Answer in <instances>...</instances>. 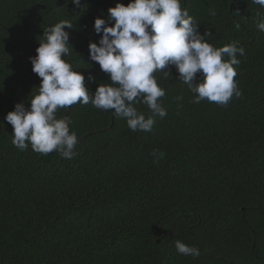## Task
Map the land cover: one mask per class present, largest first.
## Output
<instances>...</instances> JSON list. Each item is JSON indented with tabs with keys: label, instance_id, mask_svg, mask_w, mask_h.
Returning a JSON list of instances; mask_svg holds the SVG:
<instances>
[{
	"label": "trees",
	"instance_id": "trees-1",
	"mask_svg": "<svg viewBox=\"0 0 264 264\" xmlns=\"http://www.w3.org/2000/svg\"><path fill=\"white\" fill-rule=\"evenodd\" d=\"M118 2L130 0H81L80 8L70 0H0V264H264V32L257 29L264 7L252 0H181L214 47L238 41L245 49L234 66L242 95L226 106L193 103L169 65L167 74L154 73L167 115L155 116L152 131L134 132L114 110L76 103L56 113L72 118V159L13 145L5 116L38 94L42 78L29 57L44 30L72 22L65 59L91 95L110 83L89 58V42L100 39L94 21ZM153 150L164 154L158 162ZM177 240L201 255L179 254Z\"/></svg>",
	"mask_w": 264,
	"mask_h": 264
},
{
	"label": "clouds",
	"instance_id": "clouds-1",
	"mask_svg": "<svg viewBox=\"0 0 264 264\" xmlns=\"http://www.w3.org/2000/svg\"><path fill=\"white\" fill-rule=\"evenodd\" d=\"M70 2L82 7L81 0ZM252 3L264 7V0ZM257 15L260 17L257 29L264 32V16ZM198 26L189 11L182 8L181 0H130L127 6L118 2L108 9L106 18L97 17L94 21V31L100 39L89 42V58L109 74L110 83H100L91 95L85 86V76L73 70L65 59L71 56L70 33L65 28L72 29V22L61 20L44 30L37 55L29 57L33 72L42 78L38 94L30 99V106L17 103L5 116L14 129L13 145L23 151L30 143L36 153L47 155L55 151L72 159L78 143L76 132L70 131L72 118L58 119L56 113L76 103L114 110L115 117L125 118L134 132L152 131L155 116L167 115L160 101L165 89L154 73L165 72L169 65L175 66L179 79L195 94L193 103L207 99L226 106L234 95L240 97L234 66L241 63L237 54L245 55V49L238 46V41L214 47L208 42L209 33L201 34ZM235 27L239 30L240 24L237 22ZM88 79L95 77L89 75ZM141 103L151 113L147 118L136 107ZM163 155L157 150L152 152L156 162ZM175 247L185 256L201 255L198 247L180 240Z\"/></svg>",
	"mask_w": 264,
	"mask_h": 264
},
{
	"label": "water",
	"instance_id": "water-1",
	"mask_svg": "<svg viewBox=\"0 0 264 264\" xmlns=\"http://www.w3.org/2000/svg\"><path fill=\"white\" fill-rule=\"evenodd\" d=\"M33 72V70H31ZM70 108V107H69Z\"/></svg>",
	"mask_w": 264,
	"mask_h": 264
}]
</instances>
